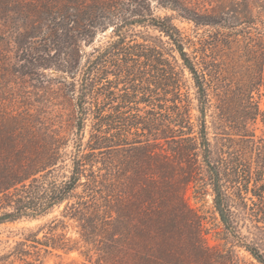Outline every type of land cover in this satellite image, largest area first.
<instances>
[{
  "label": "trees",
  "instance_id": "1",
  "mask_svg": "<svg viewBox=\"0 0 264 264\" xmlns=\"http://www.w3.org/2000/svg\"><path fill=\"white\" fill-rule=\"evenodd\" d=\"M19 1L0 0V7L29 20V7L8 9V3ZM26 1L42 3L31 29L41 49L25 50L26 75L53 67L71 76L77 138L68 153L57 132H39L7 113L0 101V222L44 215L84 187V196L64 215L80 223L82 243L77 247L52 238L44 245L47 253L79 251L89 259L95 251L100 256L95 264H111L102 255L107 250L134 254L133 264H182L179 256L188 252L199 264H234L237 247L264 264V133L254 129L259 121L264 125V0H204L215 4L210 11L191 7L188 0ZM153 1L196 29L226 36V44L211 35L213 44L186 37L172 16L155 15ZM110 27L111 39L94 48L79 70L81 44L93 43ZM218 43L235 57L227 82L208 55ZM68 165L69 175L59 179ZM175 165L187 169V185L202 182L211 189L223 240L231 248L207 246L198 219L185 216L179 206L174 220L160 212L177 175ZM102 176L109 208L104 218L98 203ZM134 176L149 181L150 188L140 185L135 191ZM142 194L154 205L148 220L124 206L125 198ZM177 219L192 226L186 246L175 240ZM139 225L154 233L147 235L154 246L144 252L136 241L146 237ZM21 246L2 264H13L11 257L34 264Z\"/></svg>",
  "mask_w": 264,
  "mask_h": 264
},
{
  "label": "rangeland",
  "instance_id": "2",
  "mask_svg": "<svg viewBox=\"0 0 264 264\" xmlns=\"http://www.w3.org/2000/svg\"><path fill=\"white\" fill-rule=\"evenodd\" d=\"M187 2L189 6L202 11H210L215 7V4L211 6L210 3L204 0H188ZM3 4L0 3V6H3ZM8 4V9L14 12L18 6L21 9L29 7L31 14H28L30 19L27 20L20 13L8 12L3 7H0V101L7 113L24 118L39 132H57L64 138L66 150L70 153L74 151V143L77 138L75 126L76 101L75 96L71 93L73 79L71 76L53 67L46 70L37 68V74L33 76L26 75L24 67L25 59H27L25 50L29 47L41 49L38 45L40 40L37 38L31 39L33 36L31 29H33L32 25L34 22L39 21L38 15L42 3H27L26 0H20L18 3ZM46 4L57 8L63 3ZM152 9L158 17L172 16L175 25L181 32L194 41L203 39V41L207 40L210 44L215 43V41L219 43L224 42L225 44L227 42L226 36L217 35L218 32L211 29H196L192 24L178 18L176 13L158 7L154 1L152 2ZM111 31L112 28L110 27L106 32H98L93 43L81 44L79 51V70L83 68L94 48L103 47L111 39ZM199 35L202 37H199ZM209 35L211 37L215 36V41L210 39L208 37ZM219 43L211 47L209 46L208 55L210 57L209 59L215 61L218 69L222 71V77L227 82L228 79H232L234 65L236 64L234 62L235 57L231 49H227ZM54 53L55 51L52 52V55ZM32 55L35 58L38 55L37 51L32 52ZM38 65L39 63L36 64L37 67ZM76 79H79V73ZM261 91L264 93V87ZM262 101L264 102V97ZM262 107L264 108V106ZM193 114H198L195 109H193ZM254 129L257 135L264 133V125L260 121L254 126ZM87 139L88 132H86L84 142ZM70 169L71 167L68 165L64 170L59 171V179L62 180L65 175H69ZM147 169L148 167L143 165L142 172L148 175L149 171ZM174 170L177 175L168 184L170 186V193L163 198L164 205L160 206V212L167 219L172 218L174 220L179 215V211L175 210V206H179L185 216L186 214H191L198 219L207 246L220 250L231 248V244L223 240V225L215 210L211 189L205 187L202 182L198 184L192 182L187 185L184 180L187 169H180V167L175 165ZM134 178L137 180L135 181V191L140 190V185L142 187L144 186L145 190L150 188V183L146 179H141L143 181L141 183L138 180L139 176H134ZM104 185L106 184L103 182L102 176L99 183L100 194L98 196V203L103 218L105 217L104 213L109 210L108 203L103 198V190H106L103 187ZM84 191V187H80L76 191V196H84ZM77 197L54 207L49 212L38 217L0 222V264L5 262L3 261V257L9 254L15 247L17 248L18 244L24 245L21 248L23 247L29 253L26 258L27 261L34 264H89V260L91 264H95L100 257L95 251H91L89 255L91 257L87 259L79 251H72L69 254H65L62 251L47 253V248L44 246L52 238H59V241L61 239V241L67 242L71 246H80L82 243L80 223L64 217L67 213V206L78 201ZM148 198L147 195L143 194L134 197V199L127 197L124 199V206L126 208L129 207L127 209H130L133 213L139 214L141 218L148 220L149 216H152L154 209V205ZM138 203L139 207H133L134 204ZM1 213L2 211H0V215ZM173 225L175 233L177 235L179 234L175 240H178L179 244L186 246L187 237L192 226L183 219L175 220ZM138 229L145 232H142V234L146 235V237L137 236L136 238L140 251L144 252L142 250L144 247L154 246V242L150 237H147V235L152 237L154 233L153 230L151 231L141 225L138 226ZM104 248L105 245L103 246ZM235 250L238 258L234 264H257L243 249L236 247ZM104 251L106 253L102 254L103 258L106 261H110L111 264H133L135 260L138 261V257H135L133 253V255H124L118 251H112L110 253H107V250ZM184 255L185 257L179 256L182 264H199L188 252ZM8 259V262L13 264H25L23 261L16 260L12 257ZM188 260L189 262L187 263Z\"/></svg>",
  "mask_w": 264,
  "mask_h": 264
}]
</instances>
